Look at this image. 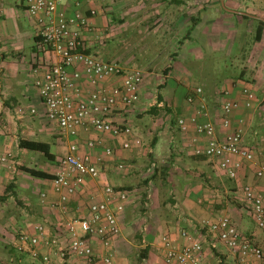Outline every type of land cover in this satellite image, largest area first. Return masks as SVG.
I'll list each match as a JSON object with an SVG mask.
<instances>
[{
	"label": "crops",
	"instance_id": "crops-1",
	"mask_svg": "<svg viewBox=\"0 0 264 264\" xmlns=\"http://www.w3.org/2000/svg\"><path fill=\"white\" fill-rule=\"evenodd\" d=\"M193 1L189 2L188 5L193 6L191 7L193 13L189 15V18H192L195 23L192 28L203 30L206 33L205 36H199L198 39L199 41L203 40L208 45L209 42L213 41L215 33L218 32L215 23L222 15H228L224 26L234 30L232 38L235 37V41L237 40L241 44L242 35L249 30L243 27L251 21L257 23L256 18L264 20L263 16L250 11L252 7L245 8L247 5L242 7L238 0H226V7L224 4L219 7L215 0ZM77 2L95 27L109 30L107 37L110 36V38L101 46L106 55L109 54V48L118 47L117 50H120L123 47L119 34L121 31L130 30V49L125 51L123 55H128L129 58L144 57L148 59V61H142L148 70L154 66V62L158 58L174 59L181 56L180 51H187V39L193 38L190 36L186 40H181L179 36L181 33L179 29L186 26V14L180 12L182 9L180 5H187L185 0L135 1L129 8L132 17L130 21L121 20V24L116 26H108L107 18L100 12L102 5L99 0H65L63 7L68 12H72L76 8ZM92 9L97 11L95 15L90 14ZM148 9H153V17L148 15ZM22 11L28 12L26 0H20V2L0 0V156L8 157L5 163L0 164V259L7 262L5 260L7 258L6 251L14 249L23 257L29 256L33 264L29 252L22 253L14 246L16 233L30 223H42L47 227L51 236H62L67 216L87 215L89 202L102 198L104 185L111 184L116 187L127 188L130 193V201L121 217V234L114 240L113 246L110 248H103L96 242L94 245L101 254L113 252L115 264H134L136 261L131 262V257H138L135 255V250L132 249L134 246L131 242L132 236L125 235L123 222L128 207L136 200V197H133L134 192L141 194L140 200L144 203L143 208H141L144 210V221L141 224V229L145 231L141 244L144 248L140 259L142 261L135 264H177L175 261H167L162 254L161 236L163 234H168L178 248H182L192 240H198L202 245L203 259L206 264H242L240 253L228 248L214 235L210 230L209 223L222 215L232 216L235 222L233 219L232 221L238 228L247 232L256 241L263 242L261 229L256 225L250 210L247 209L242 200L241 187L244 184H249L264 194V182L256 176V170L264 161V156L257 153L251 161L244 160L237 177L232 178L226 170L218 166L215 159L195 153L194 148L197 144L205 141L200 139L198 143L194 142L196 131L194 127H191L187 132H184L186 134L184 141L186 145L191 146L189 150L195 158L193 169L188 173L185 172V175H180V179H177L174 185L176 189L170 190L169 197H162L163 194L160 195V190H157L161 189L159 185L170 180L164 176L159 177L154 183L151 179L146 180L147 183H153V188L131 187L128 185L129 178L122 175L116 165L121 159H126L130 163L128 166H133V162L140 156V151H135L137 147L122 150L120 142L123 137L120 136L114 138L110 135L100 136L86 132L81 133L80 137L69 136L64 134L55 122L46 117L35 81L43 73L48 63L54 61V57L39 42L37 20L29 14L30 24L26 25L23 21L24 13ZM244 14L251 15V17L245 18L243 17ZM121 18H124L123 13ZM241 28L244 30L241 31ZM236 29L239 30L237 34ZM84 35L92 51V48L102 43L98 42L90 32L85 31ZM168 36L169 38H167ZM28 40H33L30 46L25 45ZM176 41L180 44L179 46H176ZM263 41L264 34L262 40L258 42V48ZM231 48L232 45L225 47V50L228 52L231 51ZM258 48L252 49L247 60L248 63H244L248 67L246 74L243 69L237 74H230V78L227 79L229 81L223 87L217 82L211 83L208 77L206 84L197 83L194 84L195 86L187 82L186 79L178 80V82H184L183 89L185 91L188 90L189 85L191 90H195L198 86L205 88L214 85L211 88V93L208 92L211 94L208 99L211 98L212 102L220 101V111L217 114L208 113L209 116L201 117V120L211 119L216 124L217 133L221 138L228 131L221 125L223 102L226 100L238 101L240 107L230 114L232 126L229 130L241 126L243 144L255 151L264 146V125L259 122L260 118L255 116V111L247 110L249 106H245L247 96L243 90L249 89L253 92L256 102L264 99L262 97L264 92V52ZM202 49L203 46H200L196 48V51L202 52ZM198 56L201 57V54L199 53ZM260 63L261 65H259ZM166 65L172 67L170 74H167L168 78L178 71V67L176 68L173 62L167 61ZM153 72L154 70L149 73L152 74ZM151 79L149 76L144 77L140 94L148 90ZM114 83L115 81L111 79L104 84L110 87ZM167 88L171 89V92L175 93L176 91L177 93V90H173L174 87L169 84V79H167ZM168 94L170 93L168 92ZM198 96L202 97L203 93L195 97ZM164 97L166 98V96ZM164 97L163 100H165ZM162 101L158 103V106H163ZM202 101H204L203 97ZM32 107H37L35 114L30 112ZM19 108L25 110L24 114L18 113ZM130 109L117 112L116 121L127 123L124 122L126 118L124 115ZM260 124L261 130L258 129ZM131 128L134 135L139 136L135 128L133 126ZM91 137H97L99 144L93 149L84 145L81 150L82 152H90L92 160L101 166V177L86 179L79 189L70 196L66 211L52 208L51 203L58 199V195L52 186V180L34 177L25 172L22 167L41 169L53 175L60 159L67 153L69 144L73 141H80V143L85 144L86 140ZM21 139L48 144L54 159H48L41 150L21 147L19 145ZM161 142L158 139L151 150L157 151L156 148L161 145ZM109 145L114 147V153L105 155L104 148ZM173 154L170 152L168 156L171 157ZM99 157H101L100 161L98 160ZM235 158L237 157L235 156ZM154 164L153 162V166ZM42 192L47 194L44 201L41 196ZM233 197L242 206L235 205ZM246 214L250 216V219L252 218L253 221L251 220V222L255 227L246 224L244 220ZM183 231L188 233L187 236L182 234ZM40 251L49 253L51 264H67L60 258L57 247L42 246ZM23 259L19 261L25 263L28 260V258ZM247 263L264 264V259L248 257ZM14 264L19 263L15 262Z\"/></svg>",
	"mask_w": 264,
	"mask_h": 264
},
{
	"label": "built area",
	"instance_id": "built-area-1",
	"mask_svg": "<svg viewBox=\"0 0 264 264\" xmlns=\"http://www.w3.org/2000/svg\"><path fill=\"white\" fill-rule=\"evenodd\" d=\"M64 3L65 0H26L29 14L38 23L39 42L54 57V61L48 63L35 81L46 117L69 136L80 137L85 132L114 138L120 136L123 137L120 142L122 150L140 147L142 139L134 135L130 125L116 121L115 115L132 108L138 101L145 77L143 69L126 68L118 61L103 58L94 51L89 52L85 31L92 33L98 42H103L109 30L95 27L78 2L72 12L63 7ZM96 13L95 9L90 11L91 15ZM111 79L115 83L107 87L104 83ZM243 91L247 96L245 106H251L254 93L249 89ZM202 93L203 88L196 87L187 94V101L193 103L195 96ZM239 107L240 103L236 100L223 102L221 125L228 131L222 138L211 119L201 120V117L209 116L204 104L189 117L181 116L178 119L183 132L194 127V142L198 143L200 139L205 141L197 144L195 153L215 159L218 166L232 178L237 177L244 160L251 161L257 153L264 156V146L255 151L243 144L241 126L229 130L232 126L230 114ZM17 111L20 114L25 112L23 108ZM30 112L35 114L37 107H32ZM97 144V137L89 138L85 144L80 141L69 144L51 179L54 192L58 195V199L51 203L52 208L66 211L70 196L86 179L101 177V166L92 160L90 152L81 150L84 145L93 149ZM113 153V146H105V155ZM7 158L0 156V164L5 163ZM126 167L122 159L116 165L119 171H124ZM256 176L264 182V161L258 166ZM103 194L102 198L89 202L87 215L67 216L62 236H51L42 223H30L16 233L14 246L22 253L29 252L33 264H51L49 253L40 251L42 246L57 247L60 258L67 264H101V261L102 264H115L114 253L101 254L94 242L103 248L113 246L114 240L121 234V217L130 201V193L127 188L105 184ZM241 194L256 225L264 229V194L249 184L242 185ZM41 196L44 201L46 192H42ZM209 227L228 248L240 253L242 264H248V257L264 259L262 248L240 230L229 215L210 221ZM182 234L187 236L188 233L183 231ZM161 240L162 254L167 261L206 264L198 240H192L182 248H178L168 234H163Z\"/></svg>",
	"mask_w": 264,
	"mask_h": 264
},
{
	"label": "rangeland",
	"instance_id": "rangeland-1",
	"mask_svg": "<svg viewBox=\"0 0 264 264\" xmlns=\"http://www.w3.org/2000/svg\"><path fill=\"white\" fill-rule=\"evenodd\" d=\"M11 1L20 2V0H7V2ZM135 1L138 0H99L102 5L100 12L107 18L108 26L120 25L121 20L129 22L132 18L130 15L129 8L130 5ZM149 1L152 2V0ZM189 2L194 1L185 0V3H187V5H180L182 8L180 12H184L187 18L186 26H182V29H179V31L181 32L179 36L181 37V40H186L190 36L193 38L187 39V51H180L181 56L179 57H176L174 59L158 58L156 59V61L154 62V66H152L150 70L146 69V67L144 66L145 63H143L142 61H148V59L144 57L129 58L128 55H123L125 54V51H128V49H130V30L120 32L119 38L122 41L121 44H123V47L120 50H117L118 47H115L114 49L109 48V56L104 53L101 46H103L104 43L107 42L110 36L105 38L102 43L92 48L94 52H97L103 58L118 61L126 68H132L134 66L142 68L143 71H145V76H149L150 78H152L148 84V90L145 93H141L139 95V99L136 104L130 109V111H127L124 115L126 117L124 122L129 123L131 126H133V128H135L138 135L142 139V145L140 147L135 148V151H140V156L133 162V166H128V164L130 163L126 159H122L126 162L127 167L124 171H121V174L129 178L128 185H130L131 187L136 186L141 188L142 186H144L148 188H153L154 181L159 178H149L151 177L154 168H161L163 166L170 167V171L164 177L166 179L169 178L170 180H168L164 184L159 185V188L161 189H157L158 191L160 190V195L163 194L162 197H169L170 190L173 191L176 189L174 185L176 184L177 179H180V175H185V172L188 173L193 169V160L195 158L194 155L190 153L191 150H189V147L191 146L185 144L184 137L186 136V134L179 127V116L181 115L189 117L193 114V112L201 108L202 104L205 105V109L208 111L209 114L219 113L221 107L220 101L218 102V100H215V102H212L211 98L208 99L209 96L211 97V94L209 93H211V88L214 87V85L203 88L202 97L204 101H202L201 96H198L195 97L193 103H189L187 101V92L189 93L193 90H191V86L189 85L188 90L185 91V89H183L184 82L182 81L181 83L178 82V80L186 79L187 82H190L194 85L197 83L206 84V81L209 78L211 83L217 82L221 85V87H223L226 82L229 81L227 79L230 78V74H237L242 71V69L245 71L244 73L246 74V68L248 67H246L244 63H248L247 60L250 56L252 49L258 48V42H255L254 40V34L257 23L251 21L248 25L243 27L244 29L249 30L245 31L242 35L241 44L239 43V41H235V37L232 38L234 30L232 28L224 26L228 16L227 14L222 15L216 21L215 24L218 27L216 30L218 32L215 33L216 35L214 36L213 41L209 42V45L208 43L205 44L203 40L199 41L198 37L205 36L206 33H204L203 30L201 31L192 28L195 23L192 18H189L190 13H193V9L191 8L193 6H191V4L190 6H188ZM215 2L219 4V7H222L223 3L225 7L227 6L226 0H215ZM238 2L242 5V7L244 5H247L245 6V8L249 6L252 7V9L250 10L251 12H254L257 15H261L264 17V0H238ZM149 5L151 6V4ZM147 11L150 17L154 16L153 9H148ZM22 13H24V23L26 25L30 24L29 21L31 19L29 13L27 11H22ZM122 13L124 15L123 19L121 18ZM244 29L241 28V31H243ZM238 32L239 30L236 31V34ZM167 38H169V36ZM177 41L175 42L177 44L176 46H179L180 44L177 43ZM32 42L33 40H28L27 44H24L30 46ZM231 45V51L227 52L225 50V47ZM259 45L260 46L258 50L264 52V41ZM200 46H203L202 52H197L196 48ZM199 53L201 54V57L198 56ZM119 54L122 55L119 56ZM167 61L173 62L174 66H176V68L178 67V71L169 78L167 77V74H170L171 69L168 72L165 71L166 67H168L166 65ZM140 62H142V64H140ZM259 65H261V63ZM153 70L154 72L152 74L149 73ZM167 79H169V84L174 87L173 90H177V93L176 91L175 93H173L170 91L171 89L167 88ZM168 92L170 94H168ZM159 94H161L163 97L166 96V98L164 97L165 100L162 101L163 106H158V103L160 102L158 100ZM262 94V97H264V92ZM259 101H253L251 106H249L247 110L251 109V112L255 111V116L260 118L259 122L264 125V99ZM242 118L245 119L246 117ZM258 129L261 130V124ZM154 139H160L162 141L161 145L156 148L157 151L151 150L154 146ZM170 152L174 153L173 155H171V157L168 156ZM153 162L155 163L154 166ZM189 174L192 175V173ZM163 176L164 175H160V177ZM147 179H151L153 183H147ZM133 197H136V200L131 204V206L128 207L126 217L123 218V222L125 226V235H129L130 237L132 236L131 242L134 244L132 249L135 250L134 252L136 257L138 256L137 258L132 256L131 262L136 261L135 263H137L142 261L140 259L142 257V251L144 249L141 246V244L143 243L142 238L145 233V231L141 229V224L144 221V210L141 208H143L144 203H142L140 200L141 194L139 192H134ZM233 203L237 206H242L241 203L239 201H236L234 197ZM230 217L235 222L234 218H232V216ZM249 217L250 216L248 214L244 216L246 224L250 227H255V225H253V222H251L252 218L250 219ZM242 231L245 232L244 230ZM245 233L248 234L247 232ZM261 233L263 235V242H258L253 239L251 235H248L256 244H258L262 248L264 252V229H261ZM6 252L7 258H5V260H7V262H4L3 259H0V264H8L9 262V264H14L15 262H18L19 264H32L29 256L23 257L22 255H20L19 252L14 249H8ZM25 258H28V260H26ZM20 259L26 260V262H20Z\"/></svg>",
	"mask_w": 264,
	"mask_h": 264
},
{
	"label": "trees",
	"instance_id": "trees-1",
	"mask_svg": "<svg viewBox=\"0 0 264 264\" xmlns=\"http://www.w3.org/2000/svg\"><path fill=\"white\" fill-rule=\"evenodd\" d=\"M243 17L250 18L251 15L244 14ZM256 21H257V25H256V29H255V34H254V40H255V42H260L262 40L263 34H264V20L260 19V18H256ZM88 51L90 52L92 50L88 49ZM171 68H172L171 66H168V67H166L165 71L168 72ZM158 100L159 101L163 100V96L161 94L158 95ZM156 141L157 140L154 139L153 145L156 144ZM19 145L21 147H25L27 149L41 150L42 152H44L46 157H48V159H50V160L54 159V155L49 150V145L44 143V142L29 141V140L21 139L19 141ZM200 156H204V155H200ZM22 169L34 177L47 178V179L53 178L52 174L47 173L41 169L30 168V167H26V166H23ZM169 169H170V167H168V166H163L161 168H154L153 173H152L151 177H149V178L155 179V178L160 177V175H164V177H165L168 174ZM2 198H6V197H2Z\"/></svg>",
	"mask_w": 264,
	"mask_h": 264
},
{
	"label": "water",
	"instance_id": "water-1",
	"mask_svg": "<svg viewBox=\"0 0 264 264\" xmlns=\"http://www.w3.org/2000/svg\"><path fill=\"white\" fill-rule=\"evenodd\" d=\"M224 4V3H223Z\"/></svg>",
	"mask_w": 264,
	"mask_h": 264
}]
</instances>
